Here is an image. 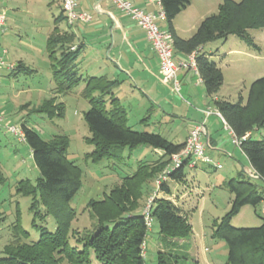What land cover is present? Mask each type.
Listing matches in <instances>:
<instances>
[{"label": "trees", "instance_id": "1", "mask_svg": "<svg viewBox=\"0 0 264 264\" xmlns=\"http://www.w3.org/2000/svg\"><path fill=\"white\" fill-rule=\"evenodd\" d=\"M161 3L168 29L174 37L175 51L185 54L198 51L197 65L208 96L240 139L241 150L255 174L264 182V135L262 139L253 138L255 130L264 129V76L252 82L246 102L242 96L238 102H232L218 96L224 83L222 68L213 60V53L202 51L210 42L227 40L230 35L259 49L250 30L264 28V0H224L218 12L205 17L188 38L178 35L174 20L191 4V0H161ZM83 48L82 42H76L73 32L61 30L58 26L53 28L46 49L56 83L54 96L32 112L43 113L49 119L63 116L64 103H55L56 95L67 94L85 82L83 96L89 101L90 108L84 113V118L91 133L86 139L94 146V150L88 154L93 161L122 158L123 150L142 145L160 149L162 154L155 164L139 160L137 168L132 174L123 177L120 186L112 189L102 200H91L89 205L98 220V226L92 233L75 237V243L72 244L70 236L75 235L71 228L76 211L69 204L81 187L82 170L67 156L68 137L65 134H56L47 140L23 123L21 127L25 141L30 146L41 176L36 184L29 179H22L18 191L33 196L30 206L32 211L38 209L40 204L45 207V211H35L33 226L40 231L36 240L30 239V233L17 218L14 239L2 250L0 264H60L64 260L69 264H93V260L98 264H147L143 245L149 230L144 212L139 211L141 199L150 191V182L172 164V156L180 152L185 143H174L159 132L134 129L126 108L114 94V87L119 81L106 75L81 74L77 58ZM16 70L32 72L23 63H19ZM189 163L190 158L186 157L179 167L166 170L167 178L162 179L157 188L158 192L165 195H154L151 203L150 213L158 221L159 231L165 237L184 238L192 229L187 214L170 198L169 185L170 179L185 180V167L190 166ZM197 166L198 163L190 167ZM228 186L234 195L232 206L216 224L213 234L226 240L229 264H264V218L258 227L232 225L233 217L244 206L257 207L264 201V191L259 190L258 184L245 178L243 173L231 178ZM37 215H53L56 229L50 231L45 225H37ZM2 218L0 216V220ZM178 257L173 251H159L157 264H178ZM194 264L199 263L195 261Z\"/></svg>", "mask_w": 264, "mask_h": 264}, {"label": "rangeland", "instance_id": "2", "mask_svg": "<svg viewBox=\"0 0 264 264\" xmlns=\"http://www.w3.org/2000/svg\"><path fill=\"white\" fill-rule=\"evenodd\" d=\"M223 1L193 0L191 7L179 16L178 22L188 29L187 19L192 18V14L197 22L203 14L209 16L217 13L218 6ZM9 4L15 5L16 8L4 11L7 18V31L0 36V49L7 48L8 62L17 58V60H23L35 71H21L14 76L6 69L2 70L0 108L5 113L6 120L0 123V216L4 217L0 220V256L4 247L14 239V224L17 218L22 227L30 233V239L36 240L40 236V231L38 227L33 226L35 211L38 210L41 213L45 211L42 204L32 211L30 206L33 196L24 195L18 191V185L22 179H29L36 184L41 173L34 162L28 143L10 132L6 125L22 126L26 123L47 140L56 134H65L68 137L67 156L82 170L81 187L69 204L76 211L71 228L75 235L70 236L72 244L75 243V237L92 233L98 226V220L89 205L90 201L102 200L111 193L112 189L120 186L123 177L132 174L137 168L139 160L154 163L161 155L155 152L153 147L142 145L132 150H123L122 158L93 161L88 154L94 150V146L86 139L91 133L84 118V113L90 108L89 101L83 96L85 82H81L67 94L56 95L55 103H64L63 116L49 119L43 113L32 112L33 109L39 108L54 96L56 83L46 49L48 33L55 24L63 28L68 24L64 17L55 23L53 13L58 14L59 7L55 3L50 7L49 0H9ZM80 24L83 23H75L76 29ZM162 26L168 27L167 22ZM72 28L75 27L72 26ZM250 33L260 47L259 49L247 45L234 35H230L227 40L220 39L206 45L205 51L213 50L212 58L222 68L225 76V81L218 94L232 102H238L240 96L246 102L252 82L264 76V28L251 29ZM230 48L236 49L237 52L226 59L224 55ZM57 53L59 54L60 51ZM89 60H91V55L87 51L86 53L83 51L77 58V62L83 63L84 66L88 65ZM80 72L84 73L82 68ZM196 80L197 76H195L194 83L181 81L180 94L173 91L170 85H165L158 80L155 84V91L162 92L163 103L168 110H171L170 112L186 117H198L202 114L205 116L199 110L209 107L214 110L215 106L211 99L212 104L207 107L205 84L197 85ZM190 93L191 96L188 95ZM146 101L148 107L145 115L140 118L135 108L132 109L128 102H123L129 114L130 125L136 130L147 129L168 135L166 127L157 122L156 114L159 110L149 100L146 99ZM148 115L150 117L145 120L149 119V121H145L147 122L145 125L142 119ZM188 122L185 117L177 120V123L183 126L181 128L184 131ZM173 123L175 124L172 121ZM263 135L264 129L253 132L254 139H262ZM215 138L226 148V151L232 153L230 155L217 152L207 147V155L213 159L214 164H220V168H215L214 164L199 162L195 168L188 165L185 167V180H169L171 198L187 214L191 223L190 234L184 238L165 237L159 231L158 221L154 219L145 241L147 264H157L159 251H173L179 255L176 259L178 264H194L195 261L199 264H229V247L226 240L213 234L216 224L232 206L234 195L229 189L228 182L239 173H243L245 178L256 182L261 191H264V182L255 177L256 174L248 158L240 146L233 143V136L228 130L219 129ZM169 166L171 165L169 164L150 182L151 189H148L150 191L141 199L140 212H144L150 200H154V195L157 194V197L165 195L158 192L157 188ZM37 198H40L39 193ZM263 218L264 201L257 207L244 206L233 217L232 225L258 227L263 223ZM35 222L37 225H45L50 231H54L57 227L53 215L46 217L37 215ZM60 264L69 263L64 260ZM93 264L98 263L93 260Z\"/></svg>", "mask_w": 264, "mask_h": 264}, {"label": "crops", "instance_id": "3", "mask_svg": "<svg viewBox=\"0 0 264 264\" xmlns=\"http://www.w3.org/2000/svg\"><path fill=\"white\" fill-rule=\"evenodd\" d=\"M1 1L0 12H4L8 9L15 10V5H8L9 0ZM77 1L79 3L80 9L87 10L91 13L92 19L85 23L80 22L83 24H80L78 29H76L77 25H69L68 23V26L65 28L60 27L56 24L54 25V27L58 26L61 30H68L73 32L76 35V42H82L84 45L82 52L85 51L86 53L87 51L89 55H91V60L88 61L89 63L87 66H84L83 63L78 62L80 70L82 68L85 73L81 74H84L85 76L106 75L110 79L119 81V83L114 87V94L119 98L122 105L123 102L126 101L129 103L132 109L135 108V110L139 112V118L142 115H145V110L148 107L146 99L149 100L159 110V113L156 114L158 116L156 117L158 118L157 122L159 123V125L166 127L168 135L162 134L161 132L159 133L164 135L168 140L174 143H185L191 127L197 123H205L208 129V134L204 137V140L207 143V147L213 148L217 152H223L232 155V153L226 151V148L218 143V139L215 138L219 129L223 128V130H226L224 127L223 119L218 115L211 114L210 116H203L202 113L205 108H201V110L199 111L201 112L202 116L186 117L183 115H179L176 112H170L171 110H168L165 107L163 103L164 97L161 95L162 92H160L159 90L155 91L156 82L158 80L161 81L158 57L148 43L144 30L140 26H138L135 20L121 11L111 0ZM133 2L135 3V5L142 7L147 11L157 12L159 10V5L156 0H133ZM192 2L193 0H191V4L186 9H184L174 20L175 30L182 38H188L192 36V34L198 28L200 22L205 17H207L204 16L205 14H203L201 18H199L196 22V17H194V15L192 14V18L187 19L186 26H188L189 28L187 29L185 26L182 27L178 22L179 16H181L183 12H186L188 8L191 7ZM54 3L59 7L60 11L58 14L53 13L55 23H57V20L61 17H64L65 15L61 16V13L63 12L61 7V0H49L50 7H52ZM163 24H166V20L160 22L161 26ZM72 26L75 27V30L72 28ZM53 28L49 31L48 36L52 32ZM164 28L168 27L165 26ZM3 34H0V36ZM4 50H6V52H3ZM205 50L206 47L202 49L203 52ZM35 51H37V49ZM212 51L213 50H210V52L208 53H212ZM236 52V49L230 48L225 53L224 57L227 59L231 54ZM8 53L9 52L7 48L0 49V56L3 55L5 63L7 64L6 66H3L1 68V73L3 69H6L9 74L17 76L21 71L16 70V67L19 63H25L23 62V60H17V58L12 62H8ZM186 55L187 54L185 53L175 51L174 58L176 61H179L184 59ZM9 65H13L15 69H9ZM34 71L35 70L32 69V72ZM195 76H197V74L193 70H182L178 74L180 81L184 83L187 82L189 84L192 82L194 83ZM127 77L129 79H126ZM196 81L197 85L204 84L198 82V76ZM188 95L191 96V93ZM218 96L220 95L218 94ZM130 97L133 102L129 100ZM205 98L206 105L208 107L212 104L211 97L206 94ZM0 112L5 115L1 108ZM149 117V115L144 116V118L142 119L145 125L147 123L145 121H149V119H145ZM180 117H185L189 121L186 124L187 128L185 131L181 128L183 126L177 123V120ZM172 121L175 122V124H172ZM154 150L158 154H162V151L160 149Z\"/></svg>", "mask_w": 264, "mask_h": 264}, {"label": "built area", "instance_id": "4", "mask_svg": "<svg viewBox=\"0 0 264 264\" xmlns=\"http://www.w3.org/2000/svg\"><path fill=\"white\" fill-rule=\"evenodd\" d=\"M121 11L126 15L135 20L140 26L145 34L148 43L155 52L159 60V71L160 80L165 85H170L173 91L181 93V81L178 74L182 70H193L198 76V82L203 83V78L199 72L197 65V54L198 51L195 50L186 55L182 60L176 61L174 58L175 47H174V37L172 32L168 28H164L160 25V22L166 20V14L163 9L161 0H156L159 5V10L157 12L147 11L142 7L135 5L133 0H111ZM61 7L65 15V19L69 25H74L77 22H88L92 19V15L89 11L80 9L77 0H61ZM7 29V18L5 12H0V34L5 33ZM74 49V47H72ZM3 52H6L4 50ZM3 55L0 56V83H1V68L6 66ZM9 69H13V65L8 66ZM205 116H210L211 114H216L223 119L224 127L233 136V143L240 145V139L234 134L231 126L223 118L222 113L218 109L212 110L210 107L203 110ZM6 117L0 112V123L4 122ZM7 129L18 135L20 140L25 141L24 130L21 126L17 125H6ZM208 129L205 123L194 124L189 135L185 141L182 150L172 156V164L169 166V170L179 167L184 158H190V166H194L196 163L202 162L205 164H214L213 159L207 155L206 148L207 143L204 137L207 136ZM215 168H220V164H214ZM166 173L163 179H166ZM152 201L144 210L145 221L148 230L153 226L154 218L150 213ZM145 254V243L143 245Z\"/></svg>", "mask_w": 264, "mask_h": 264}, {"label": "water", "instance_id": "5", "mask_svg": "<svg viewBox=\"0 0 264 264\" xmlns=\"http://www.w3.org/2000/svg\"><path fill=\"white\" fill-rule=\"evenodd\" d=\"M255 177L259 178V175H256Z\"/></svg>", "mask_w": 264, "mask_h": 264}]
</instances>
